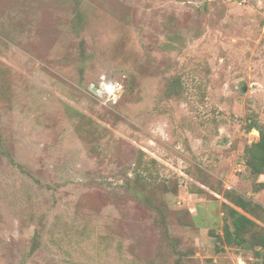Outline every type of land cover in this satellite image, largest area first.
Returning <instances> with one entry per match:
<instances>
[{
	"label": "rangeland",
	"instance_id": "374dc122",
	"mask_svg": "<svg viewBox=\"0 0 264 264\" xmlns=\"http://www.w3.org/2000/svg\"><path fill=\"white\" fill-rule=\"evenodd\" d=\"M262 135L264 0H0V264H264Z\"/></svg>",
	"mask_w": 264,
	"mask_h": 264
},
{
	"label": "trees",
	"instance_id": "16d2710c",
	"mask_svg": "<svg viewBox=\"0 0 264 264\" xmlns=\"http://www.w3.org/2000/svg\"><path fill=\"white\" fill-rule=\"evenodd\" d=\"M247 165L252 174H261L264 172V135H262L257 142L250 146ZM262 183L264 184V182ZM230 220L235 234H239L242 230L253 223V220L249 217V215L241 213L237 209H232Z\"/></svg>",
	"mask_w": 264,
	"mask_h": 264
},
{
	"label": "built area",
	"instance_id": "2783aa9c",
	"mask_svg": "<svg viewBox=\"0 0 264 264\" xmlns=\"http://www.w3.org/2000/svg\"><path fill=\"white\" fill-rule=\"evenodd\" d=\"M123 92V84L117 82H105L102 89L103 98L116 101Z\"/></svg>",
	"mask_w": 264,
	"mask_h": 264
},
{
	"label": "water",
	"instance_id": "95a60500",
	"mask_svg": "<svg viewBox=\"0 0 264 264\" xmlns=\"http://www.w3.org/2000/svg\"><path fill=\"white\" fill-rule=\"evenodd\" d=\"M92 89H93L95 92H97V93H98V88H97V86H96V85H92Z\"/></svg>",
	"mask_w": 264,
	"mask_h": 264
},
{
	"label": "crops",
	"instance_id": "0c3cea01",
	"mask_svg": "<svg viewBox=\"0 0 264 264\" xmlns=\"http://www.w3.org/2000/svg\"><path fill=\"white\" fill-rule=\"evenodd\" d=\"M259 196H261V197H259V199L261 200V201H263L264 200V196H263V194H259Z\"/></svg>",
	"mask_w": 264,
	"mask_h": 264
},
{
	"label": "bare ground",
	"instance_id": "6f19581e",
	"mask_svg": "<svg viewBox=\"0 0 264 264\" xmlns=\"http://www.w3.org/2000/svg\"><path fill=\"white\" fill-rule=\"evenodd\" d=\"M104 86V85H103ZM100 90V89H99ZM102 90V89H101Z\"/></svg>",
	"mask_w": 264,
	"mask_h": 264
}]
</instances>
